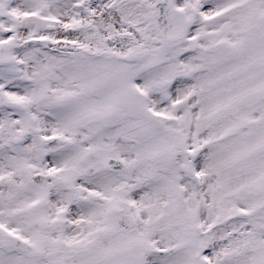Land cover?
<instances>
[{"label":"snow or ice","instance_id":"obj_1","mask_svg":"<svg viewBox=\"0 0 264 264\" xmlns=\"http://www.w3.org/2000/svg\"><path fill=\"white\" fill-rule=\"evenodd\" d=\"M0 264H264V0H0Z\"/></svg>","mask_w":264,"mask_h":264}]
</instances>
